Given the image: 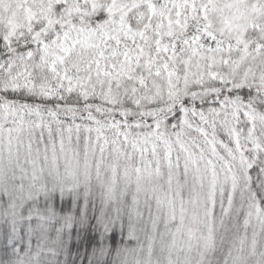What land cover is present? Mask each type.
<instances>
[{
	"label": "snow or ice",
	"instance_id": "obj_1",
	"mask_svg": "<svg viewBox=\"0 0 264 264\" xmlns=\"http://www.w3.org/2000/svg\"><path fill=\"white\" fill-rule=\"evenodd\" d=\"M0 264H264V0H0Z\"/></svg>",
	"mask_w": 264,
	"mask_h": 264
}]
</instances>
